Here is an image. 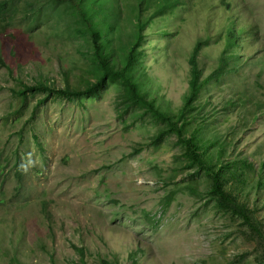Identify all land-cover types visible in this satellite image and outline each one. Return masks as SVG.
<instances>
[{
    "label": "rangeland",
    "instance_id": "374dc122",
    "mask_svg": "<svg viewBox=\"0 0 264 264\" xmlns=\"http://www.w3.org/2000/svg\"><path fill=\"white\" fill-rule=\"evenodd\" d=\"M135 2L81 5L116 68L136 40ZM14 3L11 24H0V264H264V243L186 148L191 137L264 230V0L144 8L135 80L157 109L180 117L181 136L141 106L124 109L116 81L97 97L19 95L37 83L83 89L99 71L71 10ZM197 41L201 79L228 61L181 117Z\"/></svg>",
    "mask_w": 264,
    "mask_h": 264
},
{
    "label": "trees",
    "instance_id": "16d2710c",
    "mask_svg": "<svg viewBox=\"0 0 264 264\" xmlns=\"http://www.w3.org/2000/svg\"><path fill=\"white\" fill-rule=\"evenodd\" d=\"M15 1L18 0H1L0 1V24L3 29L4 26L10 25L8 19H13L10 14L13 12L12 7L15 5ZM111 3H114L115 0H109ZM135 3L128 4V8L133 13V18H137V30L135 33L136 40L132 42V45L129 46L127 52L125 53L124 62L121 64L119 68H116L111 63V58L107 52H105L104 46L102 44L101 34L96 30V21L92 14L89 13L87 9L83 11L82 6L85 4H90L92 7L95 5L98 0H48V3L52 5V7L62 6L63 9L71 10L72 16L75 17V20L72 22V31L77 34L87 35L91 41L92 49H93V62L95 67L99 71V75L97 77L96 82L89 83L83 89H55L49 88L47 85L43 83H37L34 86H25L23 91L19 92V95L25 96L28 92H43L47 95H54L58 97L65 98H80V97H97L100 91L104 90V88L108 85V82H118L122 85L124 90V101L122 102V107L124 109H131L133 106H141L151 114H153L156 118L164 121L168 129L175 132L178 136H181L182 126H178V121L180 117L172 119L166 113L157 109L154 103L151 100H148L147 97L141 93L139 90V85L135 80V65L139 61V57L141 52L139 50L140 41L142 39V30L145 26V22L142 21V15L144 13V8L149 7L153 1H156L158 4V8L155 10L153 15L156 13H161L160 11L164 10L168 7L171 0H135ZM222 3L228 6L226 0H221ZM100 2L99 5H101ZM82 5V6H81ZM28 7V8H27ZM78 10V11H77ZM102 16L104 19H113L116 13L114 9L111 7H105V4H102ZM105 10H110L105 12ZM26 18H29L28 14L34 11L33 4L27 3V6L23 9ZM151 14V16H152ZM228 40L225 45L223 52L228 53V47L231 44V40L233 38V31L228 33ZM203 45L202 41H197L192 53L188 59L190 64V73L191 79L189 81V92L187 98L185 99L184 107L181 109V113L179 116L184 115V111L189 108V105L195 100L198 96L201 89L205 87V85L212 79L219 78L224 72L222 71V64L225 66L227 64V59H223L222 56L220 59V64L217 69L212 73V75L208 76L205 79H201V73L198 68V54ZM230 57V56H229ZM220 69V70H219ZM186 148L188 149L192 159L207 173L211 176L212 179V192L220 198L228 206H231L234 210H237L238 213L243 217L246 224L255 232L258 238L264 243V230L263 226L260 222L255 220L252 214L249 211V208L238 201L235 196L230 194L224 185V179L222 169L217 168V165L214 163H208L205 159H203L196 150V145L193 140L190 138L186 139ZM78 253H82L81 249L74 247ZM136 262H133L135 264Z\"/></svg>",
    "mask_w": 264,
    "mask_h": 264
}]
</instances>
